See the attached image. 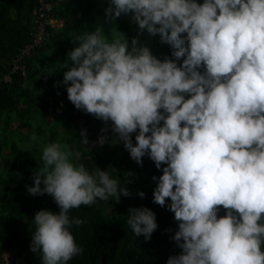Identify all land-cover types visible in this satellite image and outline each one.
<instances>
[{
	"label": "clouds",
	"instance_id": "clouds-1",
	"mask_svg": "<svg viewBox=\"0 0 264 264\" xmlns=\"http://www.w3.org/2000/svg\"><path fill=\"white\" fill-rule=\"evenodd\" d=\"M121 16L170 55L129 40L115 23ZM103 22L47 71L63 70L54 87L65 86L74 108L101 121V133L110 130L131 160L142 167L147 157L162 172L152 177V202L173 214L180 249L166 264H264V0H107ZM80 143L89 144L86 129ZM80 156L47 143L26 186L59 209H41L31 222L40 264H67L83 252L70 229L84 221L70 218L71 209L132 195L109 172L76 163ZM127 212L133 235L149 241L155 213Z\"/></svg>",
	"mask_w": 264,
	"mask_h": 264
},
{
	"label": "trees",
	"instance_id": "trees-1",
	"mask_svg": "<svg viewBox=\"0 0 264 264\" xmlns=\"http://www.w3.org/2000/svg\"><path fill=\"white\" fill-rule=\"evenodd\" d=\"M36 5L37 0H0V252L11 254L9 264H40V254L30 251L31 222L41 209L54 213L59 209L50 196L29 195L26 186L33 184L42 145L58 137L60 143L81 153L76 163L84 164L90 172L96 167L109 172L132 193L121 196L119 203L109 198L69 211L70 218L84 221L70 229L83 252L67 264H166L180 249L171 240L177 230L173 214L152 202L156 187L152 177L158 178L162 172L147 157L142 167L131 160L122 143H112L115 137L110 130L101 133L106 127L101 121L74 108L65 86L54 87L62 80L63 70L51 75L47 71L67 59L66 53L79 43L78 36L104 24L107 0H56L51 13L56 24L48 27L47 39L18 62L31 41ZM115 23L129 40L136 37L158 58L170 55L169 47L161 45L158 37L146 32L138 35L130 17L121 16ZM108 27L111 25H105L106 34ZM82 129L87 130L88 145L80 143ZM33 133L38 137L36 142L30 140ZM101 135L107 136L103 145L96 143ZM129 172L132 175L126 177ZM125 180L131 183L124 184ZM138 192H144V198ZM142 206L155 213L158 224L149 241L134 236L127 224L128 209ZM0 264H4L1 257Z\"/></svg>",
	"mask_w": 264,
	"mask_h": 264
},
{
	"label": "built area",
	"instance_id": "built-area-1",
	"mask_svg": "<svg viewBox=\"0 0 264 264\" xmlns=\"http://www.w3.org/2000/svg\"><path fill=\"white\" fill-rule=\"evenodd\" d=\"M56 0H37V5L35 9V19H34V28L29 44L21 51V57L18 59V62L22 57L40 45H42L48 37V27H54L56 22L51 18V13L55 5ZM53 24V25H52ZM19 69L15 67L14 70Z\"/></svg>",
	"mask_w": 264,
	"mask_h": 264
},
{
	"label": "rangeland",
	"instance_id": "rangeland-1",
	"mask_svg": "<svg viewBox=\"0 0 264 264\" xmlns=\"http://www.w3.org/2000/svg\"><path fill=\"white\" fill-rule=\"evenodd\" d=\"M53 25V24H52ZM57 113L58 112H60V107L59 108H57ZM49 120L50 121H52L53 120V116H51L50 118H49ZM25 131V130H24ZM53 141H58L59 142V138L58 137H53ZM44 145H46V144H43L42 146H44ZM4 153L5 154H8V151L6 150V151H4ZM39 157V156H38ZM39 159H40V157H39ZM29 236H31V235H29ZM7 254V259H5V258H3V257H1V259H2V262L4 263V264H9L10 263V261H11V254L10 253H6Z\"/></svg>",
	"mask_w": 264,
	"mask_h": 264
}]
</instances>
